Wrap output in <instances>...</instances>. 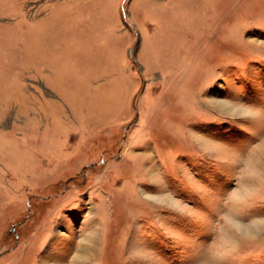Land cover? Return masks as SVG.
<instances>
[{"label":"rangeland","instance_id":"374dc122","mask_svg":"<svg viewBox=\"0 0 264 264\" xmlns=\"http://www.w3.org/2000/svg\"><path fill=\"white\" fill-rule=\"evenodd\" d=\"M0 264H264V0H0Z\"/></svg>","mask_w":264,"mask_h":264},{"label":"bare ground","instance_id":"6f19581e","mask_svg":"<svg viewBox=\"0 0 264 264\" xmlns=\"http://www.w3.org/2000/svg\"><path fill=\"white\" fill-rule=\"evenodd\" d=\"M91 239H92L91 236L89 238L87 237L88 241H91ZM92 247L93 246L91 244H89V243L88 244L87 243L81 244V249H82V252H83L84 255H87L88 253H90V251L92 250Z\"/></svg>","mask_w":264,"mask_h":264}]
</instances>
